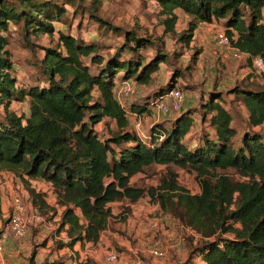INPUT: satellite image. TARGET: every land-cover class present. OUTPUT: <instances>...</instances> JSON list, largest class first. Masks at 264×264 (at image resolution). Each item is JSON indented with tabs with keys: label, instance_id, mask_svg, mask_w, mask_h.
<instances>
[{
	"label": "trees",
	"instance_id": "obj_1",
	"mask_svg": "<svg viewBox=\"0 0 264 264\" xmlns=\"http://www.w3.org/2000/svg\"><path fill=\"white\" fill-rule=\"evenodd\" d=\"M74 1L0 0V105L4 109L0 170L52 186L55 211L61 209L55 231L67 238L57 242L59 248L97 244L108 220L125 221L131 205L146 194L174 220L200 235L193 254L203 264H264V133L255 130L264 125V85L252 82L229 90L247 112L240 135L223 104L224 95L211 88L200 102L199 119L206 126L197 134L189 135L193 110H185L169 127L153 123L143 137L128 128V115L149 111L147 101L125 108L114 92L116 77L148 84L168 54L161 44L125 30L123 43L106 56L98 44L58 32L57 46L44 48L38 73L27 85L16 86L7 49L10 23L23 22L27 39L29 31L52 34L53 21L61 19L66 4ZM154 1L166 14L167 31L174 27V9L191 16L187 32L179 36L184 44L190 42L198 22L217 21L232 49L245 54L250 64L256 56L264 62V0ZM149 45L154 52L146 59L140 51ZM173 86L166 84L155 96ZM24 99L27 116L9 110L10 102ZM106 118L116 129L104 136L94 126ZM150 164L195 171L199 192L190 193L179 185L171 171L156 187L131 184V177ZM227 169L234 170L237 178L215 173ZM27 189L33 208L52 209L43 192ZM123 200L128 205L113 215L111 204ZM35 254L30 251L27 264H37Z\"/></svg>",
	"mask_w": 264,
	"mask_h": 264
},
{
	"label": "rangeland",
	"instance_id": "obj_2",
	"mask_svg": "<svg viewBox=\"0 0 264 264\" xmlns=\"http://www.w3.org/2000/svg\"><path fill=\"white\" fill-rule=\"evenodd\" d=\"M65 8L66 12L61 19L53 21L52 34H37L29 31L27 39L22 28L23 22L10 23L7 49L11 54L12 67L17 79L16 86L27 85L38 73V62L44 54V48L57 46L58 32L69 33L88 43H96L99 52L106 56L109 51L123 43V31L134 30L138 36L149 38L157 45L161 44L168 58L159 64V69L152 74L148 84L136 83L131 79L133 93L123 98L122 104L125 108L129 109L130 106L145 103L148 98L155 97L156 90L160 91L166 84L172 83L173 87L184 91L187 104L183 105L182 109L193 110L192 117L196 121L189 135L192 133L194 135L200 128L206 126L199 119L200 102L205 98V92L214 88L224 95L226 101L223 104L233 117L232 124L237 134L240 135L243 131L247 122L246 109L233 98L229 90L240 84L251 86L252 82L264 85V74L256 71L245 56H237L232 47L217 42L216 36L222 30L219 22H198L190 42L184 44L179 40V36L187 32L191 16L181 9H174L176 15L174 27L173 30L167 31L163 22L166 14L154 0H75L73 3H67ZM140 52L149 59L153 56L154 46H146ZM118 80L119 77H116V81ZM93 95L95 98L97 92L94 91ZM8 108L20 116H27L29 113L26 99L12 101ZM175 115L173 110L159 118L154 117L149 111H144L142 114L130 113L128 128L145 136L148 134L149 125H152L155 119H159L157 122L169 127ZM3 117L4 109L0 105V118ZM94 128L101 135L106 136L111 130L116 129V125L106 118ZM255 130L264 133V125L256 127ZM168 171L176 173L177 183L190 193L199 192L196 172L175 165L150 164L132 176L130 182L145 189L156 187L161 178L169 177ZM221 172L237 178V174L232 169L215 170L216 174ZM29 187L43 192L52 209L49 211L37 209L42 217L40 223L29 225L24 236L20 238H6L12 241L13 254L20 261L23 258L27 259L31 250L37 253L41 247L46 248L50 240H53L52 246L55 248H58L57 242H62L60 239L54 240V236L60 234L55 231L57 221L53 218L58 217V213L54 207L52 186L41 179L30 178L25 174L20 175L6 169L0 170V236L7 223L13 195L21 192L25 196ZM126 205H128L126 200L112 203V214L116 215ZM132 205L125 221L116 220L115 217L108 220L106 231L102 232L97 244L79 247L83 258L78 264H122L125 260L136 259L142 260L144 264H160V260L165 264L195 263L193 259L197 257L193 254V248L200 244L199 234L189 232L157 203L152 202L146 194ZM151 222H156V225L151 226ZM171 230H174L175 237L164 240L168 238H163L164 235L168 236L166 233ZM171 239H178L180 243L175 246ZM166 245H171V248ZM152 246L164 250V256L159 258L150 255L148 248ZM48 248L53 250L50 246ZM112 251L118 255V261L115 263H110L106 259L108 253ZM144 252L147 253L146 256L143 255ZM58 261L54 259L46 263L55 264ZM4 262L6 263L5 260Z\"/></svg>",
	"mask_w": 264,
	"mask_h": 264
},
{
	"label": "built area",
	"instance_id": "obj_3",
	"mask_svg": "<svg viewBox=\"0 0 264 264\" xmlns=\"http://www.w3.org/2000/svg\"><path fill=\"white\" fill-rule=\"evenodd\" d=\"M217 42L222 45H229L227 38L220 31L217 34ZM234 53L237 56L245 55L235 49ZM253 68L264 74V62L263 60L256 56L252 59ZM131 82L128 80L125 81H117L114 92L117 100L122 104V100L124 97H127L133 93V88L130 84ZM18 87H23V84H20ZM184 91L180 88L173 87L168 92L157 95L153 98H149L147 100L148 110L151 114L161 113L167 114L169 111H174L175 113H179L181 110L182 103L184 101ZM123 105V104H122ZM42 221V217L39 215L37 210L33 208L30 202V197L28 194L25 196L22 195L21 192H16L11 200L9 215L7 219V223L5 225L4 231L0 236V245L7 237H15L20 238L24 236L26 230L29 225H37ZM156 225V222H151V226ZM185 228L191 232L197 234L192 228ZM148 252L150 255L155 257H163L164 250L157 246H152L148 248ZM107 261L110 263H115L118 261V255L115 252H109L106 256ZM122 264H144V262L140 259L136 260H125Z\"/></svg>",
	"mask_w": 264,
	"mask_h": 264
},
{
	"label": "crops",
	"instance_id": "obj_4",
	"mask_svg": "<svg viewBox=\"0 0 264 264\" xmlns=\"http://www.w3.org/2000/svg\"><path fill=\"white\" fill-rule=\"evenodd\" d=\"M264 11V10H263ZM9 30H10V26H9ZM128 81H132L131 79H128ZM134 81V80H133ZM23 86H24V84H23ZM185 98V97H184ZM186 104H187V101H185V99H184V101H183V103H182V106L183 105H185L186 106ZM182 106H181V110H180V112L179 113H176V115L173 117V119L176 117V116H178L179 114H181L183 111H185V109H182ZM131 107V106H130ZM186 108H188V106L186 107ZM129 114H130V112H129ZM132 114H134V113H132ZM154 115V117H156V118H159L160 116H163V114H161V113H159V112H157V113H154L153 114ZM165 115V114H164ZM172 119V120H173ZM159 119H155L154 121H153V123H156L157 121H158ZM196 121V119L193 117V123ZM152 123V124H153ZM206 125V124H205ZM149 126H151V124L149 125ZM138 132V131H137ZM141 136H143L144 137V134H140ZM37 190V189H36ZM50 204V203H49ZM51 205V204H50ZM133 205H131V207H132ZM60 212H61V209H59V208H57V212L56 213H58V217H54L53 219L54 220H56L57 221V224H58V220L60 219ZM57 215V214H56ZM176 221V220H175ZM179 223V222H178ZM104 231H106V229L104 230ZM103 231V232H104ZM162 232H164V233H166V231H162ZM168 236H165L164 235V237L163 238H165V237H168V238H165L164 240H167V239H170V238H174L175 236H174V230H171V231H169V233H166ZM101 237H102V235L100 236V239H101ZM55 239H60V240H62V242H65L66 240H67V238H66V236H65V234H64V232H60V236H54V240ZM163 240V241H164ZM172 240V239H171ZM173 241V244L175 245V246H177L180 242H179V240L178 239H173L172 240ZM52 242H53V240H50L48 243H47V245H46V248H44V247H41L40 249H39V251L35 254V261H36V263L37 264H40V263H42L44 260L45 261H48V262H52V261H54V259H57V260H59L58 261V263H55V264H78V263H80L81 262V259L83 258V256H82V251L80 250V248L79 247H82L79 243H76L72 248H70V247H67V246H63V247H61V248H55V246H52ZM89 243H86L85 245H88ZM170 244H171V242H170ZM85 245H83V246H85ZM51 247V248H53V250H51V249H49L48 247ZM12 247H14L13 246V244H12V241L11 240H9V239H6V240H4L3 242H1V245H0V264H27V261H26V259H22L21 261L20 260H18L15 256H14V254H13V248ZM166 247H170L171 248V245H166ZM3 254V255H2ZM144 256H146L147 255V253L146 252H144V254H143ZM3 257L5 258V259H3ZM9 257H10V259H9ZM13 257V258H12ZM197 257V256H196ZM4 260L6 261V263L4 262ZM193 261L195 262V263H193V264H203V261L199 258V257H197V258H195V259H193ZM159 263L160 264H165L164 263V261L163 260H160L159 261Z\"/></svg>",
	"mask_w": 264,
	"mask_h": 264
}]
</instances>
